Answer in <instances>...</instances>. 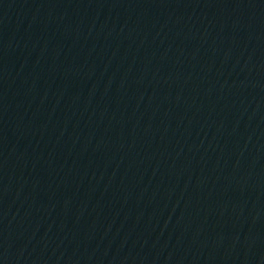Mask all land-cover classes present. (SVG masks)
<instances>
[{"label":"water","instance_id":"obj_1","mask_svg":"<svg viewBox=\"0 0 264 264\" xmlns=\"http://www.w3.org/2000/svg\"><path fill=\"white\" fill-rule=\"evenodd\" d=\"M0 264H264V0H0Z\"/></svg>","mask_w":264,"mask_h":264}]
</instances>
